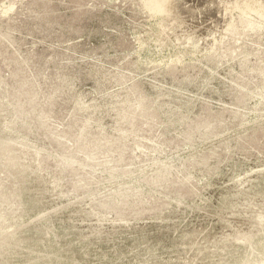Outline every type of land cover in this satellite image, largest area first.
<instances>
[{
    "label": "rangeland",
    "instance_id": "374dc122",
    "mask_svg": "<svg viewBox=\"0 0 264 264\" xmlns=\"http://www.w3.org/2000/svg\"><path fill=\"white\" fill-rule=\"evenodd\" d=\"M162 1L0 0V137L38 149L37 174L15 170L24 240L8 264H240L263 249L264 0L233 1L191 56L156 41L146 5L157 15ZM178 51L183 61L150 63ZM88 200L106 233L80 240ZM255 229L250 243L223 239Z\"/></svg>",
    "mask_w": 264,
    "mask_h": 264
},
{
    "label": "bare ground",
    "instance_id": "6f19581e",
    "mask_svg": "<svg viewBox=\"0 0 264 264\" xmlns=\"http://www.w3.org/2000/svg\"><path fill=\"white\" fill-rule=\"evenodd\" d=\"M4 1V0H1ZM161 1V0H158ZM235 0H163L162 2H160V6H161V12L158 13L157 15L155 14V12L153 11V7L150 6L151 3H147L146 7L147 10H149L148 12L150 13L149 18L155 19V21L157 22V37H156V41L161 42L164 40H167L171 37L174 38L175 41H180L179 44L187 46V50H185V53H189L190 56L191 55H195L197 52H206L209 50L211 44H212V40L215 37V35L219 34L222 29L227 25V23L230 21L231 18V12L233 10V6ZM239 2H242V0H238ZM238 3V2H237ZM5 9H10V11L13 9V6L11 5H7V7ZM8 10H6L7 12ZM152 24V23H151ZM149 26V24H148ZM155 26V25H154ZM152 26V27H154ZM141 29V28H140ZM155 29V28H152ZM191 31V32H188ZM197 31H200L201 33H197ZM154 32V30H153ZM152 33V32H151ZM155 34V32H154ZM148 35V34H147ZM155 38V37H154ZM183 40V41H181ZM139 43L141 44L142 41L140 40V37L138 38ZM173 41V40H172ZM169 42V41H168ZM151 43V42H150ZM176 43V42H175ZM162 45H165L164 43H162ZM170 45V44H168ZM151 46H153L151 44ZM157 46V45H156ZM179 45H177L178 47ZM161 48V46H159ZM171 47V46H170ZM174 47V46H173ZM151 49V48H150ZM171 49V48H170ZM180 49V48H179ZM178 49V50H179ZM153 50V49H152ZM139 51V50H138ZM141 51V50H140ZM144 51V50H143ZM157 51V50H156ZM175 51V50H174ZM146 52V51H145ZM141 53V52H140ZM139 53V54H140ZM153 53V52H152ZM160 53V52H159ZM170 53V52H168ZM150 54V53H149ZM165 54V53H164ZM147 55V54H146ZM160 55V54H159ZM158 55V56H159ZM185 54L182 51H178L177 53L171 54L166 56V57H162V58H158V59H154L153 61L150 60V63H156V62H163L164 64H166L167 62H169L170 59H179L181 61H183V56ZM141 56V55H140ZM145 58V57H144ZM140 59V58H139ZM152 59V58H151ZM145 60V59H144ZM139 63V62H138ZM147 65V64H146ZM148 67V66H147ZM146 68V67H145ZM220 74V73H219ZM218 74V75H219ZM222 75V74H221ZM224 76V75H222ZM208 77V76H205ZM204 77V78H205ZM219 77V76H218ZM217 78V77H216ZM221 78V76L219 77ZM225 79V78H224ZM199 80V79H198ZM202 80V79H201ZM205 80V79H204ZM203 80V81H204ZM226 80V79H225ZM144 81V80H143ZM156 83V82H155ZM187 83V82H186ZM204 83V82H203ZM158 84V83H157ZM202 84V83H200ZM199 84V86H200ZM207 84V83H206ZM189 85V82H188ZM196 85V83H195ZM149 88V87H148ZM200 89V88H199ZM153 90V89H152ZM182 90V89H181ZM1 91V90H0ZM226 92V89L224 90ZM229 91V90H228ZM218 92V91H217ZM165 93V95H167V92L165 90H161V93L158 92L157 94H155L156 96L154 98H156L157 96L161 95ZM228 93V92H227ZM3 98H6V94L5 91L3 92ZM225 95V94H224ZM227 95V94H226ZM225 95V96H226ZM181 96V95H180ZM220 96V95H219ZM1 97V96H0ZM170 98V96H169ZM1 99V98H0ZM166 99V98H165ZM186 99V98H185ZM198 99V98H197ZM2 100V99H1ZM0 100V101H1ZM172 100V99H171ZM174 100H176L174 98ZM192 100V99H191ZM173 101V100H172ZM181 101V100H180ZM200 101V100H199ZM186 102V101H185ZM180 102H177V104ZM166 104V103H164ZM161 104V109H162V105ZM191 104V103H190ZM8 105V104H7ZM170 105V104H169ZM176 105V103L174 104ZM173 105V106H174ZM179 105V104H178ZM197 105V104H196ZM181 106V105H180ZM171 107V106H170ZM190 107V106H189ZM9 108V107H8ZM166 108V107H165ZM171 110V108H169ZM168 109V110H169ZM177 109V108H176ZM180 109V108H179ZM174 111V110H173ZM188 111V109H187ZM1 114V113H0ZM167 114V113H166ZM172 114V113H171ZM190 114V113H189ZM180 114H176L175 113V117L176 120L172 121V122H177L182 125L181 129H183V127L185 126V121L183 119V117L179 116ZM1 117V116H0ZM3 120V119H2ZM1 121V120H0ZM7 122V121H6ZM169 123V125H172L170 123V121H167ZM3 123V122H2ZM1 124V123H0ZM4 125V124H3ZM174 127V126H173ZM172 128V127H170ZM1 129V128H0ZM4 129V127H3ZM5 130V129H4ZM1 131V130H0ZM3 132V131H2ZM2 134V133H0ZM6 134V133H5ZM10 135V134H9ZM16 135V134H15ZM3 136V135H2ZM11 136V135H10ZM10 136H4V137H0V264H8L7 262V258L8 256L12 253V252H17V250L20 248L22 242H23V238L17 235V230L19 228H14L15 224L17 225V222L19 221V218L22 216L21 214L23 213V210L21 209L22 203L19 200V182H20V178L19 177L17 179V177H15V174L17 172H15V170H19V172L23 171H30L37 174L38 173V166H37V155H38V149L36 147H34L31 144H28L26 142H23L19 136L17 137L20 141H18V139H14ZM29 156L28 158H30V162L32 161L33 164L32 166L29 165H22L20 164V160L24 159L23 156ZM26 159V158H25ZM29 160V159H28ZM27 160V162H28ZM26 161V160H24ZM23 162V161H22ZM26 163V162H25ZM20 172V173H21ZM27 173V172H26ZM22 174V173H21ZM29 174V173H28ZM259 174H262V172H260ZM42 175V174H41ZM48 174H46L47 176ZM27 176V175H26ZM30 176V175H29ZM27 176V178L29 177ZM35 176V175H34ZM40 176V175H39ZM45 176V175H44ZM45 176V177H46ZM23 177V176H22ZM41 177V176H40ZM38 177V178H40ZM32 178V177H30ZM42 178V177H41ZM50 178V177H49ZM258 176L255 178L257 179ZM22 179V178H21ZM34 179V178H33ZM250 177L247 179L245 178V180L243 181H239V185H244L245 183H248L250 181ZM25 180V178L23 179ZM41 180V179H40ZM39 180V181H40ZM47 180H48V176H47ZM33 181V180H32ZM261 181V180H260ZM22 182V180H21ZM24 182V181H23ZM34 182V181H33ZM37 182V180L35 181ZM49 182V180H48ZM51 182V181H50ZM27 183V182H26ZM29 183V182H28ZM44 183V182H43ZM47 183V182H46ZM36 184V183H35ZM42 184V182H41ZM22 185V183H21ZM25 185V184H24ZM46 185V184H45ZM47 185H49L47 183ZM50 186V185H49ZM52 186V191L55 190V192L58 193L57 191V186L54 187L51 183ZM26 187V186H25ZM34 188V187H33ZM37 188V187H35ZM40 188V187H39ZM32 189V188H31ZM47 189V188H46ZM49 189V187H48ZM36 190V189H34ZM38 191V190H37ZM51 191V192H52ZM46 192V191H45ZM49 192V191H48ZM30 193V192H29ZM37 194V193H36ZM40 195H42L41 193H39ZM45 194V193H44ZM52 194V193H51ZM24 196V195H22ZM49 196H51L49 194ZM54 197V195H52ZM51 196V197H52ZM58 196V195H57ZM56 196V197H57ZM59 197V196H58ZM60 198V197H59ZM58 198V199H59ZM65 198V197H64ZM83 200H85L84 198L86 197H82ZM251 198V197H250ZM36 199V198H34ZM51 199V198H50ZM53 199V198H52ZM57 199V198H56ZM54 199V200H56ZM91 200V197L89 198ZM85 201L84 203H80L81 204V213H84L83 215L80 216L81 219H89L94 221L93 224L91 225H87V226H80L79 228H81V231H79V234H77V236L79 237V239L81 240L83 239H89L90 237H94V236H99L102 235L103 233H106L104 231H102V223L104 221L105 215L104 214H99L96 213L95 211H93L90 207H89V201ZM52 201V200H51ZM65 201V200H64ZM63 201V202H64ZM248 201V200H247ZM38 202V201H37ZM36 202V204H37ZM59 202V201H58ZM57 202V203H58ZM66 202V201H65ZM64 202V203H65ZM52 203H56V202H52ZM62 203V202H61ZM69 203V202H68ZM67 203V204H68ZM263 203V202H262ZM51 204V203H50ZM48 205L51 207V205ZM63 204V203H62ZM70 204V203H69ZM178 204V203H177ZM38 208H39V204ZM36 205V206H37ZM61 205V204H60ZM72 205V204H70ZM69 205V206H70ZM59 206V205H58ZM29 207V206H28ZM32 207V206H31ZM41 207V206H40ZM57 207V206H56ZM64 208V206H62ZM66 207V206H65ZM71 207V206H70ZM35 208V206H34ZM43 208V207H42ZM48 209V208H47ZM51 209V208H49ZM55 208V204L54 207ZM79 209V211H80ZM38 210V209H37ZM36 210V211H37ZM43 210V209H42ZM35 211V210H34ZM33 211V212H34ZM35 211V212H36ZM40 211V210H39ZM48 211V210H47ZM47 211H41L40 214H38L37 216L34 217V219L30 220L29 222H34V224H38L40 223L39 221L42 218H46L47 216ZM51 211V210H50ZM49 211V212H50ZM54 211V210H52ZM62 211V210H60ZM78 211V213H79ZM47 213V214H46ZM59 213V212H58ZM51 213H49L48 215H50ZM54 214V213H53ZM64 215V214H63ZM49 216V220H50ZM61 217V216H59ZM33 218V217H32ZM41 218V219H40ZM55 218V216H54ZM57 218V217H56ZM53 219V218H52ZM60 221V218H58ZM23 220V219H22ZM47 220V219H46ZM81 223L83 220H79ZM21 222V221H20ZM25 222V221H24ZM28 222V223H29ZM51 222V221H49ZM48 222V224H49ZM58 222V221H57ZM61 222V221H60ZM79 222V223H80ZM112 222H125V220H119V219H112ZM27 222L25 224H28ZM98 223V225H97ZM24 224V225H25ZM42 224V222H41ZM264 224V216L260 213H258L255 217H254V221H253V227L257 226H262ZM22 225V224H21ZM20 225V226H21ZM29 225V224H28ZM129 225V224H128ZM58 226V225H57ZM23 227V226H22ZM41 227V225H40ZM53 227V226H52ZM27 228V227H26ZM47 228V227H46ZM56 228V226H55ZM57 227L56 229L58 230ZM86 229L87 231L84 232L82 229ZM32 229V228H31ZM41 229V228H40ZM51 229V228H50ZM54 229V231L56 230ZM34 230V229H33ZM53 230V229H52ZM196 230V229H195ZM49 229L44 230V232L49 233ZM53 231V233H54ZM260 231V230H259ZM256 232H258V229L255 230H246V231H235V233H228V234H224L223 239H232L235 241H239V242H243V243H250L254 236L257 234ZM52 233V234H53ZM58 231H57V235H58ZM194 233V232H193ZM191 232V234H193ZM202 234V233H201ZM48 235V234H47ZM51 235V234H50ZM22 236V235H21ZM40 237V236H39ZM51 237V236H50ZM56 237V236H55ZM263 237V236H262ZM49 238V237H48ZM53 238V237H52ZM51 238V240L53 241V239ZM222 238V237H221ZM30 239V238H29ZM40 239V238H38ZM37 239V241H38ZM194 239V237H193ZM36 240V239H35ZM30 241V240H29ZM55 241V240H54ZM31 242V241H30ZM42 242V240H41ZM192 242V241H190ZM37 243V242H36ZM54 243V242H53ZM31 244V243H30ZM47 243H45L46 245ZM52 244V243H51ZM192 244V243H191ZM41 245V243H40ZM55 245V244H52ZM33 246V245H32ZM203 246V245H202ZM248 246V245H247ZM22 247V246H21ZM34 247H36L34 245ZM50 246H48L47 248H49ZM53 247V246H51ZM243 247V246H242ZM249 247V246H248ZM46 248V249H47ZM55 248V246H54ZM26 250V249H25ZM42 250V249H41ZM39 250V251H41ZM254 250V249H253ZM24 251V250H23ZM32 252V250H30ZM38 251V252H39ZM44 251V250H42ZM46 251V250H45ZM247 251V249H246ZM35 252V251H34ZM42 253V252H41ZM44 253V252H43ZM53 253V252H52ZM26 254V253H25ZM45 254V253H44ZM21 255V254H20ZM34 256V255H33ZM49 256V255H48ZM253 257V258H252ZM19 258V257H18ZM42 258V257H41ZM46 260V259H45ZM18 261V260H17ZM23 261V260H22ZM34 261V260H33ZM32 261V262H33ZM19 262V261H18ZM52 262V261H51ZM35 264V263H34ZM229 264V263H228ZM240 264H264V247L262 250H260V252H250V254L242 260V262Z\"/></svg>",
    "mask_w": 264,
    "mask_h": 264
}]
</instances>
